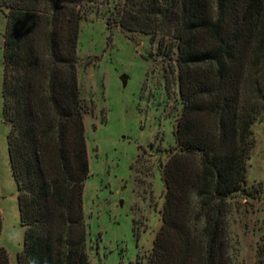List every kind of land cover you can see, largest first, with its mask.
<instances>
[{"label": "trees", "instance_id": "trees-1", "mask_svg": "<svg viewBox=\"0 0 264 264\" xmlns=\"http://www.w3.org/2000/svg\"><path fill=\"white\" fill-rule=\"evenodd\" d=\"M125 5L118 26L164 32L179 71L178 151L166 169L150 264H225L229 200L254 191L246 173L253 126L264 113V0ZM91 7L88 0H0L7 18L3 114L25 228L18 264H91L84 210L90 160L78 80L80 28ZM2 228L0 210V235ZM0 264H11L1 246Z\"/></svg>", "mask_w": 264, "mask_h": 264}, {"label": "rangeland", "instance_id": "rangeland-1", "mask_svg": "<svg viewBox=\"0 0 264 264\" xmlns=\"http://www.w3.org/2000/svg\"><path fill=\"white\" fill-rule=\"evenodd\" d=\"M88 1L92 10L80 28L78 80L90 160L84 193L89 258L91 264H150L166 205V169L178 151L177 59L161 30L143 35L118 26L126 0ZM6 28L0 11V246L18 264L25 228L3 114ZM253 131L246 185L254 191L229 200L225 264H258V248L264 247V113Z\"/></svg>", "mask_w": 264, "mask_h": 264}, {"label": "water", "instance_id": "water-1", "mask_svg": "<svg viewBox=\"0 0 264 264\" xmlns=\"http://www.w3.org/2000/svg\"><path fill=\"white\" fill-rule=\"evenodd\" d=\"M120 79H121L122 83L124 84V86H126L127 83H128L129 76L124 74V75L121 76Z\"/></svg>", "mask_w": 264, "mask_h": 264}]
</instances>
